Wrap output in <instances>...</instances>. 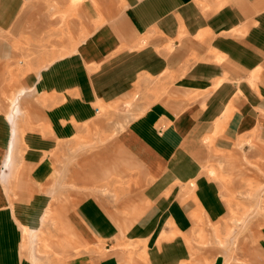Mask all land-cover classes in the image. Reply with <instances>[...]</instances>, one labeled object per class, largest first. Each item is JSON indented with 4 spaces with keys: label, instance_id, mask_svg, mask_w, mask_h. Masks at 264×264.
<instances>
[{
    "label": "rangeland",
    "instance_id": "1",
    "mask_svg": "<svg viewBox=\"0 0 264 264\" xmlns=\"http://www.w3.org/2000/svg\"><path fill=\"white\" fill-rule=\"evenodd\" d=\"M13 1L18 3L13 6L14 21L0 23V117L9 107L14 109L15 98L23 89L19 99L23 113L32 108L62 109L66 97L82 98L77 90L79 84L62 90L64 76L85 86L100 82L111 87L137 86L134 92L130 88V98L119 96L114 102L102 99L96 103L99 112L93 104L94 117L55 116L50 118L53 126H49L44 122L48 118L41 120L40 115H32L33 123L26 134L22 132L23 136L34 133L47 138L50 133L57 143L61 140L57 135L64 130L66 141L60 148L50 147V159L42 163L34 161L33 155L23 157L26 152L31 156L29 153L35 148H21L25 141L18 138L6 182L1 180L5 159L0 164V180L12 201L3 212L2 226L14 224L16 236L21 237L20 243L12 245L0 234V250H11L14 261L10 262L16 264L23 259L26 264H264V128L256 127L243 135L235 130L240 111L247 109L264 123V59L241 72L235 66L223 68L225 54L220 51L200 52L198 61L191 59L193 54L188 59L180 58L183 53L177 42L169 40L170 47L167 46V25L163 46L162 41H155L157 26L144 33L140 24L143 34L124 46L117 62L80 65L72 55L97 26L117 22L131 38L132 32L123 19L135 16L134 4L127 0ZM254 14L251 17L258 15ZM238 21L243 23L246 19ZM248 23L251 28L246 32L242 27L227 32L211 30L210 34L217 35L211 39H217L216 45L232 43L240 56L246 54L241 50L246 51L245 41L250 40L248 50H254L248 56L258 49L264 57V38L248 36L255 31L257 21L251 19ZM148 41L158 55L141 51ZM18 61L21 64H16ZM149 70L159 73L149 74ZM212 71H217V79L208 74ZM200 72L211 78L200 79ZM52 80L53 85L47 86L46 81ZM224 82L230 86L219 100H213L215 93L206 95L212 88L219 87L218 91V84ZM160 103L169 106L171 112H180L189 104L198 108L196 131L168 153L169 166L162 181L145 175L118 142L120 132ZM223 105L225 111L221 112ZM64 121L69 128L63 129ZM155 126L164 131L167 124L159 118ZM196 161L199 168L191 179L183 182L176 178V173L186 171L190 163L197 165ZM20 180L25 185L19 190L14 186ZM81 206L83 215L78 214ZM171 214L180 217L183 229H177ZM18 216L21 219L17 220ZM69 217L78 227H88L91 244ZM176 240H182L187 257L182 261H175L179 260L175 257L167 263L164 245L177 243Z\"/></svg>",
    "mask_w": 264,
    "mask_h": 264
},
{
    "label": "crops",
    "instance_id": "2",
    "mask_svg": "<svg viewBox=\"0 0 264 264\" xmlns=\"http://www.w3.org/2000/svg\"><path fill=\"white\" fill-rule=\"evenodd\" d=\"M4 2V0H0V23H2L3 20L13 22V6L14 4L18 3L13 0L7 1L6 3ZM127 2L134 4L135 10V16L132 17L128 15L123 19L128 23V26L132 32L131 38L128 39L126 32L120 24H116L117 22L103 23L97 26L88 36L85 37L84 40L80 41V43L78 44L76 48V54L72 55V57L78 64L92 66L113 64L114 62H117L116 60L118 59V55L124 53V46L130 44L131 41H135L137 36L142 32L140 31V24L144 27V33H146L148 30H151L147 28L151 26H157L158 29H155V31L158 32V34H156L157 36L155 37V41H162L163 46L165 31L164 25H167L169 28H166L165 31L168 37L166 40L167 46L170 44V41L177 42L179 52L183 53L179 55L180 58L182 57L184 59H188V56L190 54H193L191 59H196V61H198L197 54L200 52L220 51L219 53H223V55L225 54V57L222 58V61H224L223 68L235 66V69L241 70V72H244V70L246 69L253 68V66L259 65V61H262L264 59L263 55L259 53L260 51L258 49H256V54L254 53L251 56H248L250 50H254H248V48L251 47L250 40L245 41L246 51H244V49L241 50L246 54L240 56L237 54L238 51L235 52V48H233L234 46L232 45V43H227L226 41L224 45H216L215 43H217V39L216 42H213L211 37H216L217 35H214V33L210 34L211 30H214L215 32L218 30H224L227 32L230 30H235V28L236 30H239L240 27L244 29V32H246L249 28H251L248 22H250L251 19H254L257 21L255 31H252V33L248 34V36L255 35L264 38V0H127ZM254 12V15L258 14L259 16L257 15L251 17ZM96 18L97 16L96 14H94L92 19L95 20ZM238 19H246V21L242 23L238 21ZM252 26H254L253 23ZM241 32L244 33L243 31ZM21 33L22 32L20 31L18 36L21 35ZM146 36V38L151 37L149 33L146 34ZM170 37L175 38L171 39ZM205 37H207V40L205 39ZM144 40L145 37L143 38V41ZM148 43L143 46V49L141 51L143 53H157L156 55H158L159 52L154 51L153 46L150 43V45H148ZM158 47H160V45H158ZM215 54L217 55V53ZM213 57L214 55L212 56V58ZM174 58H177V56ZM233 60L239 62V64L234 62ZM161 61H163V64L166 63L164 61V56L163 58H161ZM33 62L35 61L32 60L31 64H33ZM158 63L160 64L159 61ZM16 64H21V61H18ZM199 64L204 63L200 62ZM149 67L151 68V66ZM215 67L217 66L215 65ZM230 71L228 72H230V74L232 75V69ZM146 72L156 75H158L159 73H155L154 71L150 70ZM208 74L216 77L217 71L208 72ZM196 75V73L192 74L194 79L197 78ZM198 76L200 79L211 78L210 76L204 74V72L203 76L201 72L198 74ZM46 83L47 86H52L53 80L48 82L46 81ZM216 83L217 82H215L214 84ZM224 83L218 84V86H221L218 91L216 89H218L219 87L215 88V90H212V88L209 92L207 91L208 93L206 95L215 93L213 97H211L215 101L219 100L227 91V87L230 86L226 82ZM61 84L62 90H65L66 88L70 90L71 84L77 86L79 84L77 90L79 93L83 94V97L79 99L71 98L70 96L66 97L67 102L63 105L62 109L51 108L52 110H50L45 108V110L44 108H32L31 111L26 109L23 113L21 109L19 110V99L25 92V89H23L20 93L17 94L15 98L14 109H11L12 106L9 107V109H6L7 111L4 112L5 116L0 117V121L2 124V141L0 140V164L5 159V169L2 170L1 174L2 181L6 182L8 179V172L13 163V153L18 138H20L22 141H25L23 143L24 145H22L21 148H35V152L29 153L31 154V156L27 155L26 152L23 157L27 158L28 156L29 158H32L33 155V159H35L34 161L38 159L42 163L46 158L50 159L49 152L53 150L50 149V147L57 145V147L60 148L66 141L65 136L67 133H65L64 130L62 134L57 135L58 138H61V140L57 143L55 141L54 135L51 136L50 133H48V135L46 136L47 138H44V135H36L34 133H32L29 137L27 135L23 136L22 132L26 134L27 127H31L33 123L31 120L32 115H40V117L42 118L41 120H43L44 118H48L47 120L44 119V122L48 123L49 126H53L54 120H51L50 118H53L55 116H62L63 118H65L77 115L89 118L91 117V115H93L94 117V113L91 110V106L93 104H95L96 111L99 112L98 107H96V103L102 102V99L113 100L114 98H117L119 96H123L122 98L126 97V99L127 97L130 98V95L132 94V92H129L130 88H132L134 92L137 86V83H135L134 85L123 84L117 87H111V85L104 86V84L101 82L99 85L92 84L85 86L81 81L77 83L73 81L72 83L71 80L66 76H64L63 80H61ZM48 90H51V88ZM126 92L129 93L126 94ZM208 100H210V98H208ZM114 101L116 100H113L112 102ZM167 104L169 105V103ZM189 105L190 106L185 107L180 112H177V110L176 114V112H171L168 109L169 106L166 107L163 103H160L157 106L154 104L150 111H148L140 120L134 121L132 125H129L119 133L118 142L120 143L119 145L121 146V149L124 151V153L127 154V157L130 158L134 163L138 164L142 168L145 175H148L150 178L160 179V181H162L164 179L163 176L169 166L168 153L172 150V148L176 147L177 143L180 140L188 137L192 133H195L198 125L197 117H195L197 116L196 112L198 111V108L195 106V104ZM244 106L245 104L242 105L241 108H243ZM3 107L4 106L2 104V108ZM224 108L225 107L223 105L221 112ZM2 110H5V108ZM22 113L23 115L21 117ZM159 118H161L162 120L164 119L167 124L166 130L164 129V131L161 128H156L155 126V120H158ZM65 126L66 125L64 121L63 129L65 128ZM66 127L69 128V124ZM256 127L264 128L263 121L259 118H256L255 115L250 113L248 109L244 112L240 111V117L235 125L236 132L237 130H239V134L243 135L244 133L255 129ZM51 131L54 132L52 129ZM48 159L46 161H48ZM193 161L195 162V159H193ZM198 165V162L197 165L195 163H190L191 167H189L186 171H184L183 169L176 173V178H178L179 180H183V182H186L185 180L189 178L191 179V177L194 175V173L196 172V167L199 168ZM200 179L201 176L199 180ZM1 180L0 234L2 240H11V244L13 245L14 242L20 243L21 237L16 236L14 224L11 225L10 223L2 226L3 212L10 207L12 201L10 193H8V190H6L5 188V184H3ZM199 180H197V183ZM24 185L25 183H21L20 180V182H16V185L14 187H17L16 189L20 190ZM82 207L83 206H81V208ZM177 212L179 213L180 210L177 209ZM78 214H84L83 208ZM170 217H172V219L174 218L173 220L176 223L175 226L177 227V229H183V223L178 220L180 218L179 216L175 215V218L171 214ZM18 218L20 217L18 216L17 220ZM95 220L96 216L94 215L93 221L95 222ZM71 221L74 224V227L80 231L82 237L89 244H91L93 241H89V236H92V232L88 229V227H78L72 219ZM181 241L182 240H176L177 243L169 242L164 245V250L166 251L165 255H167L166 259H168L167 263H172V259H175V257L179 259L175 261H182L183 257H187L186 253L184 254V246L181 247ZM1 245L2 241H0V246ZM181 248L183 251L181 250ZM261 250H263L262 252L264 253L263 247H261ZM10 251L7 252L3 248L0 250V260L2 261V264H12L10 261H14L10 257V255L12 254ZM17 259H19L18 256ZM158 260L162 261L161 259ZM111 262L113 263V261ZM16 264L26 263L23 261V259H21L20 262L18 261L16 262Z\"/></svg>",
    "mask_w": 264,
    "mask_h": 264
},
{
    "label": "bare ground",
    "instance_id": "3",
    "mask_svg": "<svg viewBox=\"0 0 264 264\" xmlns=\"http://www.w3.org/2000/svg\"><path fill=\"white\" fill-rule=\"evenodd\" d=\"M210 172H212V171H210ZM213 173V172H212ZM148 203V202H147ZM205 242V241H204ZM191 256V255H190Z\"/></svg>",
    "mask_w": 264,
    "mask_h": 264
}]
</instances>
